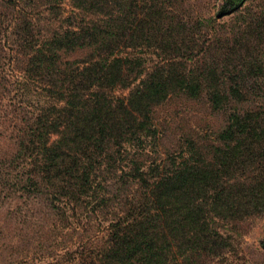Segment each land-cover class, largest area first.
<instances>
[{
  "label": "trees",
  "instance_id": "trees-1",
  "mask_svg": "<svg viewBox=\"0 0 264 264\" xmlns=\"http://www.w3.org/2000/svg\"><path fill=\"white\" fill-rule=\"evenodd\" d=\"M63 1L0 0V201L40 200L63 225L71 211L107 208L103 243L78 244L77 264L221 256L219 221L264 213V65L255 52L264 6L247 11L228 45L208 25L243 13L248 0H220L214 18L197 20L172 12L173 0H69V15ZM43 10L61 26L37 23ZM9 55L16 77L2 63ZM173 97H204L225 122L211 138L188 132L176 157L145 166L135 149L157 138L155 113Z\"/></svg>",
  "mask_w": 264,
  "mask_h": 264
},
{
  "label": "rangeland",
  "instance_id": "rangeland-1",
  "mask_svg": "<svg viewBox=\"0 0 264 264\" xmlns=\"http://www.w3.org/2000/svg\"><path fill=\"white\" fill-rule=\"evenodd\" d=\"M166 2L170 3L168 0ZM171 2L173 7L169 9L189 20L214 18L220 4V0ZM246 5L243 13L226 16L208 25L213 27L209 30L211 38L217 35L227 39L228 45L232 43L239 35L247 11H258V7L261 10L264 0H248ZM62 7L64 15L76 12L69 0H64ZM60 21L46 10H43L37 19V23L41 25L49 23L50 27L45 25L47 29L61 26ZM149 52L150 54H146L147 58L155 61L157 58L151 50ZM255 52L256 61H262L264 65V45L255 49ZM14 61L12 55L5 56L2 60L8 77H16L19 74ZM11 90V95H14L15 90ZM126 92L119 89L116 94L124 95ZM16 97L11 99L18 104L22 103V100ZM155 116L157 138L146 139L142 151L135 149L136 153L143 154L142 164L145 166L166 164L169 159L176 157L177 145L182 143L183 136L188 132H194L205 139L209 136L211 138L214 131L219 130L225 122V114L211 110L204 97L194 101H181L173 97L157 109ZM55 137L52 136V139ZM134 148L136 146L130 147V150ZM26 201L22 202L20 197L0 201V264H77L78 244L90 247L103 243L111 218L110 213L105 215L107 208L103 212H92L90 209L96 207L92 203L86 208L71 211L70 215L73 217L63 225L61 218L57 222L40 200ZM122 209L113 206L110 211L121 215ZM217 227L226 237L227 248L221 256L206 259L203 264H264V250L260 246V240L264 237V213L249 216L237 225L219 221Z\"/></svg>",
  "mask_w": 264,
  "mask_h": 264
}]
</instances>
